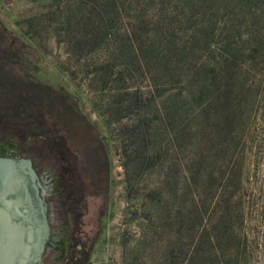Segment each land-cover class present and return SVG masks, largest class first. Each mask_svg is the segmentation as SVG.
Returning a JSON list of instances; mask_svg holds the SVG:
<instances>
[{
	"label": "rangeland",
	"instance_id": "obj_1",
	"mask_svg": "<svg viewBox=\"0 0 264 264\" xmlns=\"http://www.w3.org/2000/svg\"><path fill=\"white\" fill-rule=\"evenodd\" d=\"M187 1L145 0L141 15L120 11L104 31L97 12L81 3L77 9L73 0H0V66L10 62L26 88L0 85L4 131L15 140L19 105H43L49 115L42 118L58 142L43 148L22 142L20 153L40 173L62 167L69 182L62 196L47 197L48 222L59 236L66 220L55 204L68 201L73 243L66 259L48 248L40 264H182L184 154L181 137L173 133L181 131V112L169 97L179 95L181 49L202 19L201 0ZM205 2V15L233 14L229 0ZM153 95L166 102L167 111ZM255 110L257 123L245 137L251 150L262 142L264 83ZM23 130L28 135L33 127L25 124ZM258 188L264 192L259 158L254 170H243L240 191Z\"/></svg>",
	"mask_w": 264,
	"mask_h": 264
},
{
	"label": "trees",
	"instance_id": "obj_2",
	"mask_svg": "<svg viewBox=\"0 0 264 264\" xmlns=\"http://www.w3.org/2000/svg\"><path fill=\"white\" fill-rule=\"evenodd\" d=\"M73 1L77 9L83 5L84 10L97 12L104 31L121 16L120 11L136 9L141 15L145 11L141 4L147 3ZM205 1L200 2L199 28L192 32L189 46L181 49V90L169 97L179 102L181 112V131L173 129L174 138L181 137L184 154L181 262L264 264V259L256 258L258 252L264 253V192L259 188L240 191L245 167L252 171L257 158L264 160V121L257 150L249 149L245 138L257 123L258 90L264 83V0H259L260 8L256 0H229L234 4L232 15L214 17L206 12L209 18ZM162 43L158 47L163 50ZM195 53L193 61L190 57ZM18 76L10 62L0 66V84L6 78L16 82ZM153 102L167 111L165 101L153 95Z\"/></svg>",
	"mask_w": 264,
	"mask_h": 264
},
{
	"label": "water",
	"instance_id": "obj_3",
	"mask_svg": "<svg viewBox=\"0 0 264 264\" xmlns=\"http://www.w3.org/2000/svg\"><path fill=\"white\" fill-rule=\"evenodd\" d=\"M35 179L29 158L0 157V264L41 263L50 227Z\"/></svg>",
	"mask_w": 264,
	"mask_h": 264
},
{
	"label": "flooded vegetation",
	"instance_id": "obj_4",
	"mask_svg": "<svg viewBox=\"0 0 264 264\" xmlns=\"http://www.w3.org/2000/svg\"><path fill=\"white\" fill-rule=\"evenodd\" d=\"M18 77L20 78L16 82H12L10 79L6 78L4 82H2V84L0 85L3 86L7 85V87L9 86L13 87L16 85L15 83H18L19 91L26 89L25 83L23 82L24 81L23 78L20 76V74ZM36 93L38 92L36 91ZM31 101L37 103L36 97L33 96ZM42 106L43 105L41 104H35V106L26 105V104H24L23 106L19 105V114H18V121L16 123V127H18V129H21V131L19 130V132L15 134V140L13 139L11 140L12 136L8 134V132L4 131L3 122L0 116V157H10L15 159H20V158L30 159L31 165L36 174L35 183L37 184L39 193L42 194L43 192L44 200L46 203L47 219H49V212H48L49 202L47 201V197L49 195H55L56 197L62 196V194L68 188L69 182L65 181L64 179L66 170L60 167L56 171L52 169L51 173H53L54 175L49 173L47 170H43L40 173L34 160L30 156L20 153L21 151L20 144L22 142L29 143L33 140L37 144L36 148H43L42 143L53 145L56 142H58L57 137L53 136L51 133L52 127L48 125V119L42 118L44 114H48V112L44 110ZM8 114L9 111L7 109L5 111V115L9 119ZM25 124L32 125L33 127L32 133L25 135L23 130ZM59 143L62 144L61 141H59ZM60 162L63 163L62 159H60ZM65 202L67 203L68 201L65 200L62 204L59 203L60 206L58 205V207L56 202L55 207H56V212L60 214L61 217L64 218V220H66V223L62 227V231L59 232L60 233L59 236H53L51 232V228L49 229V234L47 236L45 249H44V251H46V249L50 248L54 253L58 252L61 260L67 258L68 245L70 243H73V238L69 235L72 233V228L71 225L69 224L71 214L67 207L68 204L66 205Z\"/></svg>",
	"mask_w": 264,
	"mask_h": 264
}]
</instances>
